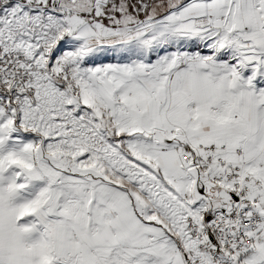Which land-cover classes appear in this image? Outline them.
Wrapping results in <instances>:
<instances>
[{"label": "snow or ice", "instance_id": "6c2138e0", "mask_svg": "<svg viewBox=\"0 0 264 264\" xmlns=\"http://www.w3.org/2000/svg\"><path fill=\"white\" fill-rule=\"evenodd\" d=\"M0 264H264V0H0Z\"/></svg>", "mask_w": 264, "mask_h": 264}]
</instances>
